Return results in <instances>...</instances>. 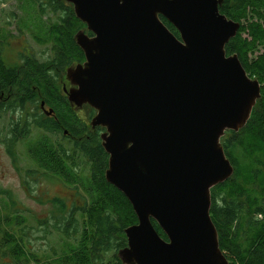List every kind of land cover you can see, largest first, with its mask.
<instances>
[{
	"label": "water",
	"instance_id": "water-1",
	"mask_svg": "<svg viewBox=\"0 0 264 264\" xmlns=\"http://www.w3.org/2000/svg\"><path fill=\"white\" fill-rule=\"evenodd\" d=\"M66 1L94 35L76 33L85 61L67 68L64 89L75 109L96 110L90 124L105 128L106 179L138 217L119 258L231 264L211 216L212 188L235 172L222 137L248 123L262 96L259 79L227 54L241 22L221 13L224 0Z\"/></svg>",
	"mask_w": 264,
	"mask_h": 264
},
{
	"label": "trees",
	"instance_id": "trees-1",
	"mask_svg": "<svg viewBox=\"0 0 264 264\" xmlns=\"http://www.w3.org/2000/svg\"><path fill=\"white\" fill-rule=\"evenodd\" d=\"M37 2L43 13L46 7L58 13V19L50 27L49 38L59 58L47 65L28 57L20 65L9 66L0 49V85L9 93L7 102L0 101V117L8 111L21 113L18 120L12 121L13 145L30 134L32 124L51 133H61L68 128L67 133L70 132L74 147L72 154L70 148L62 143L57 145L56 141L54 143L46 136L31 144L30 157L46 178L59 180L67 187H76L77 181L82 178L79 162L87 160L90 185L85 188L86 202L82 207H69L66 200L58 196L51 199L55 208L45 221L60 220L59 227L55 228L71 239L72 244L71 240L65 242L66 246L59 255L55 251H46L40 256L26 248L22 236L9 238L14 257L8 264H124L118 251L127 245L125 228L138 223L137 214L128 197L106 179L109 154L100 137L105 128H93L90 124L96 110L86 104L88 121L83 120L64 91V85L70 83L65 73L67 68L85 60L75 35L81 29L90 35L92 33L87 24L76 16L72 3L66 0ZM220 11L241 24L246 21L227 43L226 50L228 55L237 53L248 74L259 79L262 96L248 123L239 131H226L222 137L223 147L235 172L228 180L212 188L211 216L219 232L220 247L231 264H264V51L257 57H251L259 46L264 47V0H224ZM161 18L177 36L180 35L172 23L163 16ZM243 32L248 36L245 37ZM51 70H58L60 83ZM43 101L54 109L55 117L42 113ZM40 113L45 119H40ZM247 136L253 137L256 156L244 150L242 141ZM236 152H239L238 156ZM237 160L249 169L256 182L259 181L256 191L235 185L240 186L235 180L239 172ZM8 206L20 209L11 196L7 209ZM14 215L16 222L21 223L20 227L26 223V218L18 211ZM153 223L158 232L167 238L158 222L153 219ZM76 233L81 234L80 239L71 238ZM109 254L112 258L107 260Z\"/></svg>",
	"mask_w": 264,
	"mask_h": 264
},
{
	"label": "rangeland",
	"instance_id": "rangeland-1",
	"mask_svg": "<svg viewBox=\"0 0 264 264\" xmlns=\"http://www.w3.org/2000/svg\"><path fill=\"white\" fill-rule=\"evenodd\" d=\"M44 11L45 13L41 11L37 0H0V49L9 66L20 65L28 57L47 65L54 63L59 58L56 47L49 38L50 27L58 19V13L48 7ZM245 23L244 20L242 24ZM243 35L248 36L246 32H243ZM263 51L264 47L259 46L252 52L251 57H257ZM52 74L57 76L56 79L60 83L61 78L58 70L57 72L53 70ZM67 87L70 88V83ZM0 101L2 100L0 99ZM76 110L83 120L88 121L89 109L86 105ZM41 111L48 117L56 116V114L49 115L50 113L42 109ZM42 113H40V119L43 120L45 117H42ZM20 116L19 111H8L0 117V264H8L13 261L14 254L9 238L21 236L26 248L34 254L42 256L46 251H55L58 253L56 255H59L66 246L65 242L71 239L63 236L57 230L58 228H55L59 227L60 220L45 221L55 208L51 199L58 196L64 198L69 207L73 205L77 208L82 207L86 202L85 188L90 185V168L87 160L79 162L82 178L77 181L76 187H67L59 180L46 178L44 172L37 168L30 157L31 144L40 140L41 137L49 136L50 140L54 143L56 141L57 145L62 143L66 148H70L72 154L74 147L70 132L67 133L69 129L66 128L61 133H51L32 124L30 134L13 145L12 121L13 119L18 120ZM252 140V136H247L242 143L244 150H249V154L256 156ZM262 151L264 153V148ZM235 154L238 156L239 152ZM237 158L239 159V157ZM238 164L239 172L235 180L240 186L235 185L237 188L250 187L256 191L255 186L259 181L256 182L246 166L241 165L239 161ZM10 196L17 202L20 209L15 210L9 206L7 209V201L10 200ZM15 211H18L27 220L21 227V223L15 220ZM80 221L83 222L81 218ZM20 228L23 230L20 231ZM75 237L80 239L81 234L76 233L71 236L72 239ZM111 258L112 256L109 254L107 260Z\"/></svg>",
	"mask_w": 264,
	"mask_h": 264
},
{
	"label": "flooded vegetation",
	"instance_id": "flooded-vegetation-1",
	"mask_svg": "<svg viewBox=\"0 0 264 264\" xmlns=\"http://www.w3.org/2000/svg\"><path fill=\"white\" fill-rule=\"evenodd\" d=\"M92 33V32H91ZM90 35V34H89ZM92 35H94L93 33H92ZM92 35H90V36H92ZM3 53V52H2ZM85 61V60H84ZM83 61V62H84ZM83 62H80V63H83ZM67 87V85H64V87ZM70 87H71V83H70ZM68 89H69V87H67ZM64 91H65V89H64ZM8 97H9V93H8V91L6 92V90L5 89H2V87H1V85H0V99L2 100V101H4V102H7L8 101ZM41 109L43 110V111H46V110H53V112H51V114H49V115H55V111H54V109L53 108H51L50 106H48V105H46V103L44 104V106H41ZM79 114V113H78ZM92 119V118H91ZM104 131V130H103Z\"/></svg>",
	"mask_w": 264,
	"mask_h": 264
},
{
	"label": "bare ground",
	"instance_id": "bare-ground-1",
	"mask_svg": "<svg viewBox=\"0 0 264 264\" xmlns=\"http://www.w3.org/2000/svg\"><path fill=\"white\" fill-rule=\"evenodd\" d=\"M217 186V185H216Z\"/></svg>",
	"mask_w": 264,
	"mask_h": 264
}]
</instances>
